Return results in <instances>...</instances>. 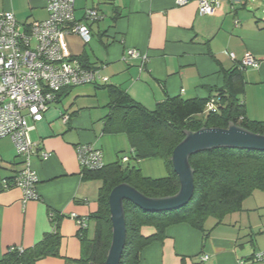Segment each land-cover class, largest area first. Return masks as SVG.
Listing matches in <instances>:
<instances>
[{"label":"crops","instance_id":"obj_1","mask_svg":"<svg viewBox=\"0 0 264 264\" xmlns=\"http://www.w3.org/2000/svg\"><path fill=\"white\" fill-rule=\"evenodd\" d=\"M199 1L180 6L178 0H77V20L95 6L102 19L88 22L92 32L88 44L71 35L65 38L66 49L71 57L85 56L91 68L108 78L106 85L151 111L176 97L212 98L225 86L227 75L239 71L238 101L246 118L264 123V13L250 12L246 0L241 5L223 4L214 14L201 16ZM2 11H12L22 25L48 18L44 0H0ZM77 41L84 46L78 53L72 44ZM129 50L140 56L130 57ZM247 55L260 62L258 68L241 69ZM103 86L67 91L43 121L31 122L32 141L50 153L46 161L34 157L39 200L23 203L19 188L2 189V181L13 178L23 165L12 141L0 139V259L10 248H31L49 235L51 214L58 216L59 255L37 264H66L82 257L79 230L71 215L89 217L97 210L101 183L83 178L75 147L94 145L105 164L118 161L132 148L126 134L104 131L111 98ZM64 115L69 116L67 123ZM263 228L264 192L255 191L240 212L221 224L208 220L204 231L188 224L168 228L162 240L142 250L139 264H250L255 253L264 254L259 236L254 238V232L263 233ZM141 234L152 237L156 230L143 227ZM202 256L209 259L201 262Z\"/></svg>","mask_w":264,"mask_h":264},{"label":"trees","instance_id":"obj_2","mask_svg":"<svg viewBox=\"0 0 264 264\" xmlns=\"http://www.w3.org/2000/svg\"><path fill=\"white\" fill-rule=\"evenodd\" d=\"M76 21L83 22L84 17L81 21L76 18ZM78 59L85 68H91L85 56ZM99 83L101 82L85 86L98 87ZM106 84H103V89L107 91L111 101L104 131L107 134H126L132 148L118 161L104 163L100 169L81 168L86 181L101 183L97 195V210L87 217L89 228L91 222L95 224L94 235L89 238V228L78 232L82 243V257L76 261L67 260L66 264H105L113 236L109 198L117 186L127 184L150 199L169 198L179 193L180 181L173 168L172 155L185 139L186 132H197L203 128L226 129L235 124L254 134L264 135V123L248 120L244 106L238 101L242 85L239 71L228 74L225 86L216 91L217 95L214 97L218 102L213 110H207L210 98L185 100L176 97L159 103L151 111L125 92ZM72 89L75 88L63 90L57 102L64 93ZM80 145L92 144H78L75 153ZM34 157L42 160L40 155ZM124 158L128 160L124 161ZM145 160H161L167 176L158 179L144 176L138 163ZM189 164L193 170L195 191L186 207L174 211L149 212L124 201L127 237L120 264H139L142 250L153 241L162 240L168 228L188 224L204 231L210 218L221 224L228 215L240 212L243 203L255 191L264 192V151L230 148L207 150L192 155ZM54 215V220H50L53 229L49 235L31 248L8 249L0 259V264H37L47 257H57L61 239L58 233V216ZM143 227H153L156 234L144 237L141 234ZM257 253L249 260L250 264H264L254 261Z\"/></svg>","mask_w":264,"mask_h":264},{"label":"built area","instance_id":"obj_3","mask_svg":"<svg viewBox=\"0 0 264 264\" xmlns=\"http://www.w3.org/2000/svg\"><path fill=\"white\" fill-rule=\"evenodd\" d=\"M77 0H44L48 18L28 26H21L12 11L0 12V139L10 138L17 156L23 160V168L11 179L3 180V190L19 188L23 193V203L39 200L37 193L38 175L33 157L40 155L46 161L50 153L38 148L30 137L33 123L43 121L45 113L57 102L59 94L69 88L106 84L108 78L101 70L85 68L78 58L71 57L66 49L65 38L79 36L85 44L92 39L88 22L102 19L96 7L85 10L84 21L75 18ZM185 6L189 0H178ZM244 0H200L201 16L214 14L223 4L241 5ZM128 55L139 57L136 50ZM234 59L233 54H229ZM260 62L246 56L241 69L258 68ZM218 99L210 98L207 110L217 106ZM63 122L69 116H63ZM82 169L97 170L103 167V155L93 145H80L76 148ZM124 158V161H127ZM55 215H50L54 220ZM79 232L89 228L87 217L72 214ZM21 250V249H20ZM201 262L208 256H202ZM254 261L264 263V254L257 253Z\"/></svg>","mask_w":264,"mask_h":264},{"label":"water","instance_id":"obj_4","mask_svg":"<svg viewBox=\"0 0 264 264\" xmlns=\"http://www.w3.org/2000/svg\"><path fill=\"white\" fill-rule=\"evenodd\" d=\"M230 148L264 151V135L254 134L231 124L228 128H203L197 132H186L185 139L175 148L172 164L179 177L180 191L169 198L150 199L127 184L114 188L109 204L113 227L112 244L105 264H120L127 237L124 201L133 203L149 212L174 211L186 207L192 200L195 185L193 170L189 164L192 155L213 149Z\"/></svg>","mask_w":264,"mask_h":264},{"label":"rangeland","instance_id":"obj_5","mask_svg":"<svg viewBox=\"0 0 264 264\" xmlns=\"http://www.w3.org/2000/svg\"><path fill=\"white\" fill-rule=\"evenodd\" d=\"M259 8V10H257ZM248 10L254 14H262L264 13V0H249L248 2ZM257 10V11H256ZM73 46H75V52L78 53L80 50L82 51L83 45L79 41L72 43ZM90 46V45H89ZM89 46H86L87 49L89 50ZM77 89V88H75ZM128 154V152H127ZM122 155V156H121ZM119 155V159H121L124 155L121 154ZM144 163L140 164L138 163L139 167L141 168L143 175L158 179L162 177L167 176V170L164 166V163L161 160H155V161H150V160H145L143 161ZM100 184V183H99ZM210 222L214 219L210 218ZM94 222L90 223V228H89V238H92L94 235ZM207 226L208 223H207ZM256 235H254V238H258V241L260 244L264 245V228H263V233H258V231L254 232Z\"/></svg>","mask_w":264,"mask_h":264}]
</instances>
